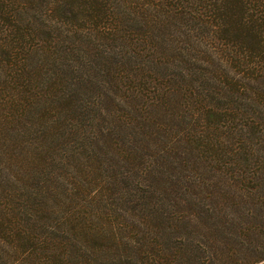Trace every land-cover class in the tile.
Wrapping results in <instances>:
<instances>
[{
    "label": "trees",
    "instance_id": "16d2710c",
    "mask_svg": "<svg viewBox=\"0 0 264 264\" xmlns=\"http://www.w3.org/2000/svg\"><path fill=\"white\" fill-rule=\"evenodd\" d=\"M0 66V264H264V0H0Z\"/></svg>",
    "mask_w": 264,
    "mask_h": 264
},
{
    "label": "rangeland",
    "instance_id": "374dc122",
    "mask_svg": "<svg viewBox=\"0 0 264 264\" xmlns=\"http://www.w3.org/2000/svg\"><path fill=\"white\" fill-rule=\"evenodd\" d=\"M61 40H59V42H58V44H61V46H58L57 47L58 53H62V54H58L60 56V59L48 60V65H47L50 68V70H51L49 72V75L52 77V79L54 81H56V79H57L58 76L64 77V79H66V76L69 75V74H71V72H68V70H69L68 58L69 59H75L76 60L75 64L77 66H79L80 64H82L81 61H83V60L86 59L85 57H87L88 55L89 56L90 55H94L96 53L95 50H97V48H99L98 45H95V43H93L91 41H87V40L86 41H82L80 43L79 41H77V38H75L73 40V42L71 43L69 39H66L65 41H63V42L60 43ZM64 50L66 51L65 52L66 54H63L64 53L63 52ZM71 51L73 53H71ZM64 61H66V65L62 66L59 69L60 63L61 62H64ZM4 66H5V64H4ZM0 68H1V66H0ZM74 68H76V67H74ZM2 71H4V70H2ZM3 75H4V73L2 72V76ZM42 79H43L42 77L37 78V80L35 81V83H37V85H38L37 87L38 88L35 87L36 89L35 88H33V89H35V90H39L41 88L45 89L46 83H43L42 82ZM0 85H1V83H0ZM58 89H64V86H61V88H58ZM1 91L6 92V90H4L3 88H1V86H0V92ZM4 97L5 96L2 93H0V102L1 103H3V101L5 99ZM74 115H75V112L74 111L71 112V113L70 112H67V113L66 112H63V113H61V118H60V121L59 122L64 125L66 122L68 123V122L72 121L71 118ZM9 136H10V139L9 140H10L11 143H12V141H17L18 142V138L14 137L13 136V133L11 135H9ZM24 139H26V138H24ZM19 149H20V147H19ZM32 149H34V144L32 145ZM23 158H24V156H23ZM35 165H36L35 161L34 162L31 161V164H30L29 167H32V168L29 170L31 172H30V176H29L28 179H25V176L23 175V176H21L19 182L14 183L12 185H11V183H8L6 187L9 188V189H11V191H16L18 189V192L21 191V192L29 193L30 190L32 189L33 185L36 183V181L40 177V172L39 171H36L37 166H35ZM2 174L3 173H0V176ZM227 209H229V208H227ZM249 241L251 242V245H254L256 243H258L259 245L260 244H264V237H262V235H261V238H260V235H257V238H254V239H251V240L249 239ZM262 262H264V261H262ZM258 264H260V263H258Z\"/></svg>",
    "mask_w": 264,
    "mask_h": 264
}]
</instances>
